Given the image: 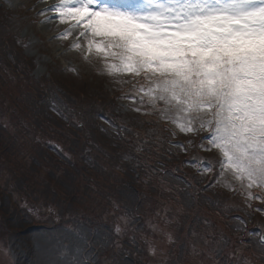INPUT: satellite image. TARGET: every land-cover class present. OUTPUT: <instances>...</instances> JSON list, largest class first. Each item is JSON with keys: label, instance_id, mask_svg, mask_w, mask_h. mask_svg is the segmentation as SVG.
<instances>
[{"label": "trees", "instance_id": "trees-1", "mask_svg": "<svg viewBox=\"0 0 264 264\" xmlns=\"http://www.w3.org/2000/svg\"><path fill=\"white\" fill-rule=\"evenodd\" d=\"M5 37L0 26V181L4 183L0 184V211L9 221L13 206L4 192L16 198L17 217L8 222L16 231L8 234L13 232L22 255L30 258L37 247L48 248L52 257L63 255L55 235L64 230L69 236L62 234L64 245L69 246L70 239L80 241L75 246L82 245L83 264H141L134 260L133 248L139 246L141 253L146 240L164 239L149 228L168 219L167 226L175 232L174 248L169 257L153 264H226L223 258L227 262L230 254L248 264H264L260 239L264 217L259 212L247 211L246 203L236 197L227 199L221 190L202 191L201 179L182 163L186 154L170 149L169 156L164 143L157 155L155 145L161 140L149 135L147 128L131 123L124 126L129 129L123 132L125 139H119L121 132L112 128L123 125L109 116L113 101L103 88L93 93L81 83L78 91L69 87L59 92L51 82L35 80L23 66L26 59L7 60L6 54L14 51L4 50ZM45 90L53 97V106L63 103L58 111L52 109L57 115L45 113L46 104L40 101ZM4 125H13L20 133H10ZM140 141L152 150L138 149ZM159 165L167 174L153 173ZM175 167L178 170L172 171ZM23 200L43 219L22 207ZM117 225L123 230L119 236ZM181 238L189 239L183 248L178 243ZM114 240L120 241L119 248ZM248 240L259 250L247 246ZM190 245L196 249V263ZM141 255L150 262L153 254Z\"/></svg>", "mask_w": 264, "mask_h": 264}, {"label": "snow or ice", "instance_id": "snow-or-ice-1", "mask_svg": "<svg viewBox=\"0 0 264 264\" xmlns=\"http://www.w3.org/2000/svg\"><path fill=\"white\" fill-rule=\"evenodd\" d=\"M47 12L55 17L49 16L46 23L55 18L67 25L61 38L76 34L72 48L82 55L95 50L114 61L104 65L110 76L128 74L148 81V87L139 88L143 96L128 99L146 103L156 110L155 115L175 111L182 121L177 124L181 133L207 129L199 147L218 150L221 159L219 171L202 191L221 183L227 171L251 207L252 190L264 189V0H57L39 14ZM128 131L124 126L117 128L118 133ZM160 131L175 135L171 130ZM145 143L140 141L137 148L151 151ZM164 143L169 145V156L172 146L186 148L165 137L155 145L157 155ZM162 168L152 171L167 174ZM212 169L204 161L200 171ZM255 198L262 206L253 211L264 212V194ZM122 231L115 227L117 236ZM167 235L172 242V235ZM113 245L121 246L119 240ZM149 251L153 255L156 251L151 243ZM226 264L248 261L230 254Z\"/></svg>", "mask_w": 264, "mask_h": 264}, {"label": "rangeland", "instance_id": "rangeland-1", "mask_svg": "<svg viewBox=\"0 0 264 264\" xmlns=\"http://www.w3.org/2000/svg\"><path fill=\"white\" fill-rule=\"evenodd\" d=\"M2 3H4L5 6H7L9 9L13 10V11H17L18 13H22L25 12L26 15L29 18V21H31L32 19L34 20H39V17H35V11H37V9L39 8V6L36 7V9L32 10V11H25V9L30 8L32 4L34 3V1L32 0H1ZM27 1H29L28 3H26ZM32 1V2H31ZM54 13L47 14L45 16L42 17V19L40 21H38L37 24L34 25H29L28 22H26V27L25 24H19L16 20H14L11 24V28L12 31L14 33H16L17 35H19L21 37V43L23 44V48H24V52L26 53L27 56L34 58V64H35V69L32 71V74L35 77H42V76H49L51 75L52 77L55 78V80H59L62 79V81H65L66 79L69 80V84H72L74 77H77L79 75H81L82 73L86 74V76H90L93 78V81H95L96 83L99 82H106L108 85H110L113 88H118L119 86H126V85H130V83H132L134 86L136 78L137 77H132L128 74H125L123 77H112L110 76L105 68L104 65L106 63H112L114 61H112L110 58H105L104 54H97L95 52V50H93V52L91 54H87V55H82L81 52H78L76 50H72V44L74 42V35L71 34L68 38L63 37L65 44L66 45H61L59 41L62 40V38L60 37V30L59 32H56L55 30L52 29H46V27L44 26L46 23V20L49 16H52ZM57 20H54L52 22H56ZM52 40H54L52 42ZM64 47V48H63ZM82 47H86V44H83ZM62 51H65V53L67 55H60V57L57 58V55H59ZM70 55V56H68ZM61 62L62 64H64V68H67L68 71H64L63 67H61V64L59 63ZM67 76V77H65ZM87 78V77H86ZM94 82V83H95ZM66 84V83H64ZM132 86V85H131ZM141 87H148V81H146L145 84H143V86ZM139 89V88H138ZM89 90H94V92L96 91V89H93L89 86L88 84V91ZM141 92V91H140ZM143 94V92H141ZM51 101H53V99L51 98ZM125 101H128L130 103L129 107L130 109H132L133 111H135V107H132V104L134 103V100L132 99H122V101L118 102L119 105V109L117 111L120 112H125L126 110H129L127 107H125L127 104ZM53 102L50 103V105L47 107L45 113H50V114H56L54 111H52V107H54L55 110L58 111V109L62 108L63 103L61 101H57L55 102L54 106H53ZM132 111H130L129 115L132 116L131 114ZM10 117V116H9ZM179 118V117H178ZM129 120V118H127ZM180 120V118H179ZM180 122H182L180 120ZM179 123V122H178ZM177 123V124H178ZM0 125V139H2V134L3 131L1 129ZM4 129H7L8 132L10 133H15V132H19V130H15L14 127L15 126H3ZM207 129H204L200 132H206ZM21 137V136H20ZM23 139V138H21ZM193 143H189V147H192ZM182 152L187 151V148L185 147H181ZM201 155H198L197 159L198 161L196 163H202L204 164L205 159L201 160V156L203 155L202 153L204 152L203 149L200 147L199 150ZM212 154V153H211ZM194 157V156H193ZM209 159V158H207ZM200 168V167H199ZM200 171V169H199ZM0 173H3L0 171ZM212 174L211 172H208V175ZM207 175V176H208ZM231 177V173L225 171L224 175L221 177V183H218L216 186H214L215 188H218L221 185H226V178ZM202 177H198V179H200ZM171 179V178H169ZM233 181V180H232ZM234 182V181H233ZM236 183V182H234ZM228 185H230L227 182ZM206 186V184H205ZM214 187L210 188V189H214ZM204 189V188H203ZM208 190V189H207ZM206 191V190H204ZM209 194H212L211 191H209ZM192 194H194L195 200L199 199V201H201V203H203V199L202 198H196L195 197V193L191 192ZM253 194L257 197L259 195L257 190H253ZM255 198V197H254ZM252 201V200H251ZM36 216L41 219H43L42 217L38 216L36 214ZM167 224H170V221L168 219L164 220V223H159V222H154L153 225L150 226V230L155 234L162 236L164 239L162 240H155L153 241L152 238H150L149 240H146L148 242H146V247L142 249V252H149V247H150V243L152 246L155 247L156 251L155 254L152 255L150 257V262L147 261L145 262L143 260V256L140 253V247L136 246L135 248H133L132 252H135V255H133V258L135 261L141 262V264H153L154 260H165L166 257H169V252L171 251V248H174V246L171 247V243L174 240V234L173 230L171 228H169L167 226ZM68 229V228H66ZM76 231H79V229H77ZM83 231V230H80ZM60 231L59 233H56L55 238L58 239V242L55 243L56 246H60L62 247V254L60 256H51V252L49 251V249L47 248H37V258H38V262L40 264H73V261H79L81 264H83V258L84 256H82L83 254V248L82 245H80L79 247H76L75 244L80 242L77 240H71L70 245L66 246L63 244L62 241V234L65 236H68V234L66 232ZM135 233H138L137 231L134 230ZM172 232V233H170ZM167 233H170L172 235V242H169L168 240V235ZM69 237V236H68ZM134 241L137 242V237H134ZM187 240H189L188 238L183 239L181 238V241L178 242L179 245H182V248L185 247L184 245L188 244ZM140 241L143 242V238L140 239ZM194 241V240H192ZM150 242V243H149ZM247 246H249L250 248L254 249V250H259V248L255 245L252 244L251 240L247 241ZM175 245V247L180 249V246ZM130 244H133L132 241H130ZM97 245V244H94ZM191 249L193 251L191 259L196 263L198 261V257L196 255V249L195 247H193L192 245ZM68 248V250L66 249ZM96 250V248H95ZM138 253V254H136ZM152 254V253H150ZM81 255V257H79ZM77 258V260H76ZM260 254L259 256L256 258V261L259 262L260 261ZM153 259V260H152ZM88 260V259H87ZM89 261V260H88ZM122 261V259L120 260ZM223 261L226 263V260L223 258ZM70 262V263H69ZM149 262V263H148ZM11 257L10 255L8 256L7 251L4 249L2 251V249L0 250V264H11ZM110 263V262H109ZM205 263L204 261L201 262V264ZM13 264V263H12ZM95 264V263H92ZM98 264V263H96ZM119 264V263H118Z\"/></svg>", "mask_w": 264, "mask_h": 264}, {"label": "bare ground", "instance_id": "bare-ground-1", "mask_svg": "<svg viewBox=\"0 0 264 264\" xmlns=\"http://www.w3.org/2000/svg\"><path fill=\"white\" fill-rule=\"evenodd\" d=\"M51 1H54V0H46V7H48L49 5L55 3V2H51ZM57 2V1H56ZM62 24L60 23L58 26L56 27H60ZM48 27V25H46ZM51 26V25H50Z\"/></svg>", "mask_w": 264, "mask_h": 264}]
</instances>
